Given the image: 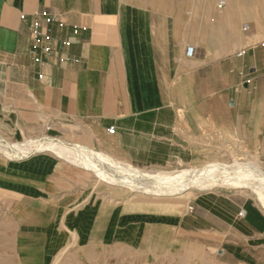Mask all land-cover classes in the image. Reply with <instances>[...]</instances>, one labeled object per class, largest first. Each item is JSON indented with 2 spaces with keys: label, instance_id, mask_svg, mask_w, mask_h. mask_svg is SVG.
<instances>
[{
  "label": "crops",
  "instance_id": "0c3cea01",
  "mask_svg": "<svg viewBox=\"0 0 264 264\" xmlns=\"http://www.w3.org/2000/svg\"><path fill=\"white\" fill-rule=\"evenodd\" d=\"M219 1L0 0V195L22 264L173 230L264 261L252 196L222 195L232 209L212 211L213 191L185 205L98 185L99 173L123 179L115 163L189 170L249 153L264 165V0ZM36 11L54 17L39 18L49 41L32 37Z\"/></svg>",
  "mask_w": 264,
  "mask_h": 264
},
{
  "label": "rangeland",
  "instance_id": "374dc122",
  "mask_svg": "<svg viewBox=\"0 0 264 264\" xmlns=\"http://www.w3.org/2000/svg\"><path fill=\"white\" fill-rule=\"evenodd\" d=\"M218 1L216 0V3ZM36 144L38 143L33 145ZM46 152L56 154L54 151ZM60 157L68 159L64 156ZM236 162L247 165L251 164L255 168L258 167L264 170V165L249 153H231L227 156L219 155L203 165L215 163L232 165ZM115 165L117 166V172L120 173V176L124 180L120 182L99 173L98 185L100 191L104 193L110 191L113 187L117 189L123 186L126 187L125 193L131 196L140 195L147 198L158 196L168 199L174 197L183 200L184 204L187 205L188 201L194 199L198 194L213 191L219 193L220 196H213L212 202L214 204L210 203L212 208H214L211 209L212 211L220 210L219 206L229 210L232 209V206L225 202L227 200L222 196L228 194L238 195L237 200L245 196H252L264 209V185L257 186L255 184L249 186L244 182L236 184L226 182L219 184V186L205 189L190 188L189 190L183 189L177 192L160 193L148 189L144 190V188L141 189L144 185L142 182L157 176L159 179L176 177L184 173L186 169L174 167L140 169L116 163L108 166V169L113 168ZM203 165L197 167H202ZM135 169L136 171H134ZM131 177L138 179L141 183L135 182L130 184L129 178ZM187 191H191L192 195L188 198H179V196L185 194ZM18 232L19 230L16 229V219L10 213V199L0 195V264H22L17 238ZM146 243V245L142 246L98 245L85 248V251L82 253L71 248L58 256L51 264H256L235 260L234 256L230 255L231 247L220 246L218 239H210L198 234L173 230L163 235L160 239L148 237ZM223 249H226L228 254L223 253ZM260 255L264 259V254ZM257 264H264V261Z\"/></svg>",
  "mask_w": 264,
  "mask_h": 264
},
{
  "label": "bare ground",
  "instance_id": "6f19581e",
  "mask_svg": "<svg viewBox=\"0 0 264 264\" xmlns=\"http://www.w3.org/2000/svg\"><path fill=\"white\" fill-rule=\"evenodd\" d=\"M50 146V143L40 140L38 144L34 146L37 150L45 149ZM136 171V169L134 170ZM137 173V172H136ZM135 174V173H134ZM151 177V176H150ZM158 177V176H157ZM157 177H151L144 183V188L156 191L160 193L180 191L183 189H205L210 187L219 186L223 183H238L244 182L249 186L264 185V170L261 168H255L253 165H247L242 163H234L232 165H226L223 163L206 164L202 167H194L189 170H185L184 173L172 178L159 179ZM118 181H123L122 178H116ZM130 184L141 183L136 178H129ZM139 187V186H138ZM140 188V187H139ZM144 192V191H143ZM174 193V192H173ZM167 195V194H165ZM192 195L191 191H187L185 194L179 196V198H188Z\"/></svg>",
  "mask_w": 264,
  "mask_h": 264
},
{
  "label": "built area",
  "instance_id": "2783aa9c",
  "mask_svg": "<svg viewBox=\"0 0 264 264\" xmlns=\"http://www.w3.org/2000/svg\"><path fill=\"white\" fill-rule=\"evenodd\" d=\"M219 5L222 6L224 5V1H219ZM33 24H32V37L36 42L39 41H49L50 40V34L48 29L44 28L42 26V21L39 19L40 17L42 18L43 22L45 24H49L54 20V17L46 13L45 11H36L33 14ZM59 24L62 25L63 23L59 21ZM64 44H68L67 41L64 42ZM193 54V46H187L185 50V55L188 57H191ZM110 132H112V129H109ZM242 214V211L240 212Z\"/></svg>",
  "mask_w": 264,
  "mask_h": 264
}]
</instances>
